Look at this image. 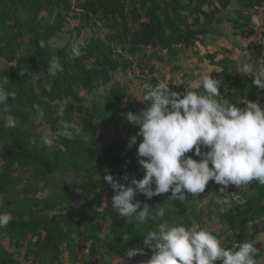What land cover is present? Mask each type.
Segmentation results:
<instances>
[{"label": "trees", "instance_id": "trees-1", "mask_svg": "<svg viewBox=\"0 0 264 264\" xmlns=\"http://www.w3.org/2000/svg\"><path fill=\"white\" fill-rule=\"evenodd\" d=\"M234 2L235 17L225 20L236 34L249 37L255 30L251 11L264 10V0H0V85L16 93L0 105V118L11 115L17 121L12 128L0 122V195L10 196L0 206V213L10 215L0 228V264H95L102 251L128 259L126 250L143 247L145 235L164 222L223 226L209 231L226 248L264 234V185L256 181L230 185L225 193L210 181L204 193L188 194L183 202L170 192L151 200L138 194L142 206H150V217L157 204L167 209L163 219L139 223L111 208L113 190L103 180L111 174L127 185L120 179L125 167L130 176L142 178L136 146L127 147L138 129L124 116L146 106V91L166 80L158 66L176 61L186 48L194 55L206 51L199 58L202 68L209 66L222 82L216 99L239 107L259 100L264 106V90L233 69L238 64L228 57L231 50H209L207 44L211 27L224 22L221 15ZM74 44L82 45V54L70 59ZM261 48L246 62L264 63ZM52 57L63 67L55 75L48 72ZM136 68L147 83L142 97L112 81L117 72ZM189 78L193 74H184L180 85L169 83L170 90L184 93ZM108 85L102 100L95 98ZM45 134H55V146L41 143ZM63 175L76 180L67 182ZM104 188L109 189L106 207L97 194ZM224 199L229 205L221 203ZM125 235L131 239L125 241ZM255 246L256 259L264 257V248ZM145 252L150 259L152 252Z\"/></svg>", "mask_w": 264, "mask_h": 264}, {"label": "clouds", "instance_id": "clouds-1", "mask_svg": "<svg viewBox=\"0 0 264 264\" xmlns=\"http://www.w3.org/2000/svg\"><path fill=\"white\" fill-rule=\"evenodd\" d=\"M81 47L72 46L70 59L82 54ZM62 71L59 58L52 57L49 74ZM210 73H203L190 84L192 90L184 93L170 90L167 80L160 81L146 91L143 96L146 106L138 114L128 112L124 116L138 129L129 138L127 147L136 146L143 176L141 179L130 176L125 167L120 179L127 185L111 174L103 177L113 190L111 208L120 218L144 223L149 218L165 217L167 209L159 204L155 215L150 217V206L147 203L142 206L136 199L138 194L151 200L170 192L173 200L183 202L188 194L204 193L210 181L220 186L219 193H225L230 185L246 186L252 181L264 185V106L259 100L246 101L244 107H239L227 99H216L221 97L222 82ZM239 73L251 76L253 84L264 90V63L244 62ZM46 88L51 91V84H46ZM9 97L14 100L16 93L0 85V105H5ZM0 122L7 128L17 123L11 115L0 118ZM56 142L55 134L41 137L46 147H53ZM221 203L230 202L224 199ZM9 222L10 215L0 213V228ZM123 239L128 241L131 237L125 235ZM257 242L242 241L226 248L206 229L164 222L158 225V230L145 235L143 247L127 249L125 255L130 260L150 250L152 255L146 264H256Z\"/></svg>", "mask_w": 264, "mask_h": 264}, {"label": "rangeland", "instance_id": "rangeland-1", "mask_svg": "<svg viewBox=\"0 0 264 264\" xmlns=\"http://www.w3.org/2000/svg\"><path fill=\"white\" fill-rule=\"evenodd\" d=\"M237 7H238V4L234 2V4L230 6L227 11H224L222 13L221 16L223 17L224 22H222L221 24H214L211 27V30L207 36V44H208L209 50L214 49L219 52H223L222 50L223 48H227L231 50V52H229L228 57L236 59L238 65L235 66L233 69L236 71H239L242 63L246 62L248 58L250 57L252 58L258 52L259 46L262 47L261 48L262 52H264V34H263L264 32V10H260L257 13H254L255 10L251 11L252 18L250 22H251V25L255 27V30L249 37H244L239 32H237L236 34L235 31H233V29L231 28V23L225 20L227 17L228 19L235 17V9ZM164 53H165L166 59H169V57H167L166 55V51H164ZM204 53H206L205 50L203 51L200 50V53L198 55H194L193 51L190 50V48H186L183 52L177 55L176 61L170 60L171 64L159 65L158 69L165 74L167 82L173 85H180L182 82L184 83V80L182 79V76L184 74H187V75L193 74V78L187 79L186 88L188 89H186V91H190L192 90L190 88V84L193 81L199 80L203 73L209 72L210 70L209 66H206V68L203 69L205 65L200 63L199 58L201 56H204L203 55ZM176 65H179L181 67V70L174 72V69H175L174 67ZM137 70H138L137 68L133 70H129L125 74L121 72H117L112 77V81L119 82L121 84L126 85L129 88L130 93L134 95H138V97L140 96L142 97L143 88L147 85V83H145V81L142 80L138 76L139 73ZM109 86L110 85H108L107 87L100 88L97 91V96L95 98L102 100L101 94H104L107 88H109ZM92 97L93 96H91V98ZM127 97H129V94L127 95ZM126 133H128V131ZM63 177L65 178V181L67 182L76 180L74 175L60 176L61 179ZM108 190H109L108 188H104L97 192V194H99L103 200L104 207L109 205V202H110L107 196ZM45 194L46 193L40 192L39 196L43 197L45 196ZM9 198L10 196L0 195V206L5 201H8ZM196 227L197 228L200 227L201 229L205 228L208 231L209 230L218 231V229H221L223 226L221 227L217 224H210V225L207 224L206 226L197 225ZM257 240H259L258 245L264 248V234L263 233L257 237ZM66 258L67 256L65 255L63 257L64 261ZM147 260L148 259H147L146 254L137 255L135 261H130L129 259L121 258V257H112V258L107 257L105 254V251H102L101 257H99V259L95 262V264H129V263L146 264ZM263 263H264V257L256 259V264H263Z\"/></svg>", "mask_w": 264, "mask_h": 264}, {"label": "built area", "instance_id": "built-area-1", "mask_svg": "<svg viewBox=\"0 0 264 264\" xmlns=\"http://www.w3.org/2000/svg\"><path fill=\"white\" fill-rule=\"evenodd\" d=\"M73 8H74V10L77 9V7H75V6H74ZM94 20H95V19H94ZM98 24H99V23H98ZM99 25H101V24H99Z\"/></svg>", "mask_w": 264, "mask_h": 264}]
</instances>
